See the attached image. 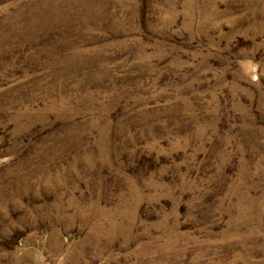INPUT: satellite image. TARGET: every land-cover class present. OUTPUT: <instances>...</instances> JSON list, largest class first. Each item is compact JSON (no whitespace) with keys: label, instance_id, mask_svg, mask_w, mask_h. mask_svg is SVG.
<instances>
[{"label":"rangeland","instance_id":"obj_1","mask_svg":"<svg viewBox=\"0 0 264 264\" xmlns=\"http://www.w3.org/2000/svg\"><path fill=\"white\" fill-rule=\"evenodd\" d=\"M0 264H264V0H0Z\"/></svg>","mask_w":264,"mask_h":264}]
</instances>
